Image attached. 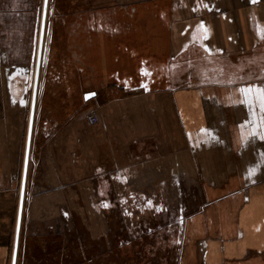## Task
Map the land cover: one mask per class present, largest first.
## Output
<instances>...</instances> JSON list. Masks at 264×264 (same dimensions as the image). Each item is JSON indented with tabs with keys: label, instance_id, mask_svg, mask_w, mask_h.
Listing matches in <instances>:
<instances>
[{
	"label": "crops",
	"instance_id": "0c3cea01",
	"mask_svg": "<svg viewBox=\"0 0 264 264\" xmlns=\"http://www.w3.org/2000/svg\"><path fill=\"white\" fill-rule=\"evenodd\" d=\"M21 1L0 0V87H5L6 103L11 106L18 103L19 107L22 105L24 108L28 96L24 68L29 59L33 60L35 72L34 56L38 47L41 16L9 14L10 4L15 7L22 6L24 1ZM27 1L31 3L30 0ZM150 5V8L154 6ZM155 7L160 9L164 22L160 20L161 29L151 26L150 41L148 30L138 32L133 28V22L137 24L146 20L147 25L149 17V20L156 19L150 13L136 17L140 10L136 6L128 13H101L87 18L90 29L80 34L85 46L83 57L78 60L86 68L79 73L88 71L89 82L94 87L83 93L82 103L86 108L93 106L96 109L99 122L91 127L83 113H68L69 111L64 115L67 122L43 120L40 109L45 91L41 93L40 90L34 141L35 135L41 133L44 139L57 140L58 144L64 141L59 139L60 133L54 136L55 138L51 137L59 131L62 132L61 135H68L64 143L73 142L82 135L89 139V146L95 143L98 151L103 148V158L110 159L116 167L109 171L103 167L96 169L95 179L98 184L96 194L90 196L92 207L98 213L108 212L113 209L112 205L114 208L115 206L113 203L107 204L106 201L117 197L118 207L124 208L123 202H127L126 198L141 197L143 200L148 197L131 187L140 175L146 173L135 162L142 156L145 160L148 159V103L155 107L153 102H159L160 111L163 113L164 103H161L167 102L169 96H172L170 100L182 108L178 113L186 130L189 126H185V118L182 115L185 113L186 101L184 85L191 82L202 87L203 91L201 88L195 90L198 95L207 97V100L204 99L206 101L220 102L224 109L228 107L224 105V98L229 95L227 91L240 89L236 92L240 94L241 102L246 99L253 102L252 111L244 102L247 104L248 113H243L245 121L239 127L235 126L236 142H232L230 146L224 140L219 142L217 137H213L218 132L210 131L212 127L203 123L198 128L190 127V132L187 131L188 148L193 154L229 148L230 151H236L240 157L252 151L253 161L247 165V168L250 166L251 173L246 172L241 177V188L229 186L219 192L218 186L211 183L203 189H196L192 196L195 202L192 204L194 211L191 216L187 215L186 202H181L178 207L167 204V211H161V217L167 216L162 222L166 226L162 229L166 230L168 244H172L175 239V248L180 250V253L187 246L185 241L190 237L193 241L190 245L193 255L196 256L199 252L201 264H264V140L260 139L264 136V112L259 108V98L255 92L247 97L241 92L242 88L252 85L264 86V39L260 36V32L264 30V0H173L171 3ZM171 17L176 19L171 20ZM117 18L121 22L116 21ZM13 19L21 20V28H14L10 24ZM28 21L37 23V32L31 45L25 46L24 38L32 37L31 32L22 27V23ZM171 21L176 23L172 28L169 26ZM122 22H127L128 25L125 29L124 24H119L123 27L119 31L117 24ZM99 25L103 28H98ZM146 27L148 29V25ZM163 30L166 38L164 51L160 46H156L160 37L158 33H163ZM148 47L156 48L154 53L149 52L151 57H148ZM236 54L240 56H234ZM203 61L216 64L230 73L224 76L225 80L222 81L201 66ZM45 84L47 88L49 83ZM70 91L72 90L69 88ZM217 91H224V95L219 96ZM89 93L96 95L85 101L84 97ZM253 103H258V112H254L256 107ZM252 118L256 120L255 123ZM82 120H85L84 125L89 127L84 126L79 131L74 121ZM250 122L256 124V128H249L252 124ZM252 128L256 142L245 139ZM86 134H89L88 138ZM61 146L62 143L56 148ZM72 150L76 152V149ZM91 152L89 149V154ZM90 156L95 159L100 158L101 154ZM32 158V166L38 167L39 162L35 160V155L33 157L32 154ZM111 162L107 164L111 165ZM47 166L50 168L49 177L56 175L54 168L58 163H48ZM173 174H176V186L180 187V175ZM226 182L230 183L228 180ZM198 195L199 198H206V201H198ZM197 201L198 206H195ZM175 215L179 217L177 222ZM1 249L0 247V262L6 255L5 249Z\"/></svg>",
	"mask_w": 264,
	"mask_h": 264
},
{
	"label": "rangeland",
	"instance_id": "374dc122",
	"mask_svg": "<svg viewBox=\"0 0 264 264\" xmlns=\"http://www.w3.org/2000/svg\"><path fill=\"white\" fill-rule=\"evenodd\" d=\"M30 1L35 16L38 13L40 16L44 0ZM172 1L57 0L59 18L56 20V33H52V49L49 47L48 50L50 64L43 69L40 83L41 93L45 91L40 109L43 120L66 121L64 115L66 111H69L68 113H83L87 121L89 114L97 112L93 106L86 108L82 103L83 93L91 90L94 85L89 82L88 71L79 73L86 67L78 61L85 46L80 34L89 31L86 20L91 14L115 15L120 11L128 13L136 6L140 9L136 17L139 14L150 13L157 20H149V17L148 29L146 20L137 22V24L133 22V28L138 32L148 30V41H150L151 26L161 29L160 20L164 22L163 17L160 16V9L155 6ZM150 4L154 6L150 8ZM51 7L52 0L50 10ZM129 8L130 10L127 11ZM175 19L171 17V20ZM50 20L49 14L48 30H50ZM116 21L121 22L119 19ZM174 23L170 22V28L176 25ZM36 24L32 21L23 26L24 30L32 34L31 38L28 36L24 38L25 46L31 45L35 39ZM119 24H124L125 29L128 25L127 22L118 23L119 31L123 29ZM163 31V33H158L160 37L156 46H160L164 51L166 38L165 30ZM50 35L49 33V38ZM137 46L140 47V45ZM148 46H150L149 42ZM155 51V47H148V57H151L150 54ZM32 61L29 59L24 68L28 87L24 108L22 105L19 107L18 103L14 106L6 103L5 87H0V247L1 250L6 251L4 260L0 264L12 263L34 82V62ZM197 65L198 62H196ZM19 73L22 72L19 71ZM47 82L49 84L45 88L44 85ZM251 87L264 88L263 85H252ZM69 88L73 92H69ZM184 88L186 101L184 103L185 113L182 115L185 118V126H189L186 130L183 128L178 113L182 108L170 100L172 96H169L167 100L166 95L167 102L161 103V105L164 103L162 109L164 108L166 113H161L159 102H153L155 107L148 103V159L145 160L142 156L135 162L146 173L140 175L131 187L151 197L154 200L155 209L148 208V197L143 200L141 197L126 198L127 202H123L124 208H117L119 199L113 197L112 203H116L114 206L124 222V225L120 227L117 226L116 221L114 222L111 213L101 211L98 213L93 209L90 198L97 191L96 169L103 167L109 171L116 167L112 165L110 159L103 158V148H100V152L94 145L95 143L89 146V139L82 135L73 142L64 143L68 135H61L62 132L59 131L51 137H56L60 133L59 139L64 140L58 143L60 145L62 143L61 148H56L57 140L44 139L41 133L38 136L35 135L32 154L37 158L35 160L39 162V165L33 167L34 159L32 158L18 264H65L64 260L67 258L64 257L69 253L73 255L80 253L81 264H201L199 252L196 256L193 255V248L190 246L193 241L190 237L185 241L187 246L182 250L183 254L175 248V239L171 244L172 252L165 250L168 246V235L166 230L162 229L166 226L162 222L167 216L161 217L160 210L167 207V204L171 207H178L184 201L188 206L187 215L191 216L194 211L192 204L195 202L192 196L196 189H203L211 183L218 186V191L229 186L230 188H241V177L246 172L251 173V168L250 166L247 168V165L253 161L254 155L252 151H249L240 157L236 151H230L229 148L193 154L188 148L187 131L190 132L189 129L198 128L204 123L212 127L210 131L218 132L217 135H213L214 138L217 137L219 142L224 140L230 146L232 142H236L235 126L239 127L245 121L242 114L248 113V109L247 104L241 102L240 94H236L234 99H238L232 106L224 109L220 102L206 101L207 97L198 95L195 90L201 88L200 90L203 91L202 87L190 82L184 85ZM217 93H220L221 97L224 95V91H217ZM213 96L216 95L213 94ZM257 106L258 103L255 104L254 112H258ZM248 108L252 111L250 107ZM252 120L255 123L256 120L254 118ZM84 123L85 120L84 122L83 120L74 121L79 131L84 126L89 127ZM253 123L249 125V128L252 126L256 128V124ZM254 133V129L251 130L245 139L256 142ZM85 136L88 138L89 134ZM72 149H76V152ZM89 149L92 151L90 154H96V156L101 154V157L92 158ZM110 162L111 165L107 164ZM48 163L52 165L58 163V166L54 168L56 175L49 177ZM173 173L180 175V187L176 186L174 178L176 174ZM227 180L230 183H227ZM196 198L198 201H206V198H199V195ZM198 201L195 206H198ZM74 238L76 244L72 247L71 239ZM68 260H70L69 257Z\"/></svg>",
	"mask_w": 264,
	"mask_h": 264
},
{
	"label": "water",
	"instance_id": "95a60500",
	"mask_svg": "<svg viewBox=\"0 0 264 264\" xmlns=\"http://www.w3.org/2000/svg\"><path fill=\"white\" fill-rule=\"evenodd\" d=\"M50 2L51 0H44L43 9L41 14L39 37H38V47L35 51V72H34V82H33V93H32V102L30 109V117L28 124V134H27V143H26V152L24 159V168L22 176V184L20 191V200L19 208L16 222L15 230V240L13 247V256L11 264H18L19 259V250L22 236V226H23V217L26 203V192L28 185V177L30 173V164L32 160V146L34 140V128H35V118H36V108L38 105L39 93L41 88V76L43 69L49 66L48 60V50H49V30H48V16L50 14ZM95 93L86 94L84 99L89 101L94 97Z\"/></svg>",
	"mask_w": 264,
	"mask_h": 264
},
{
	"label": "trees",
	"instance_id": "16d2710c",
	"mask_svg": "<svg viewBox=\"0 0 264 264\" xmlns=\"http://www.w3.org/2000/svg\"><path fill=\"white\" fill-rule=\"evenodd\" d=\"M21 2H23L21 4L22 6L19 5L17 7H15L14 4L12 5V3H11L10 6H9V14H15V13L16 14H25V15H30L31 17H33L35 14H34V12L32 10L33 8L31 6V3H29L28 1L26 2V0H22ZM54 5L57 6V0H52V7H51V9H53ZM90 5H91V2H90ZM87 9H88V6H87ZM39 14L40 13H38L36 16L37 17H40L41 15L39 16ZM19 22H21V20L18 21L16 19H13V20L10 21V24H12L14 28H21V25H20ZM27 23H31V21L22 23V27L25 26ZM10 27H12V26H10ZM112 199H113V197L109 198L106 201L107 204H109V203L111 204L112 203ZM113 204L116 205V203H113ZM112 208L113 209L109 210L108 212L111 213L114 222L116 221V223H118L117 224L118 227H120L121 225L123 226L124 225V222L122 220L123 218L121 217V214H119V211L116 209V206L114 208L113 205H112ZM117 208H119V207H117ZM68 239H70V237H68ZM71 242H72L71 243V246L74 247V245L76 244L75 243L76 242V239L75 238L74 239H71ZM171 249H172L171 248V244H168V246L166 247L165 250L166 251L168 250V251L172 252ZM68 257H69L70 260H68ZM64 258L65 259L67 258L66 260H64L65 261V264H81L82 263V261H81V254L80 253H77L75 255H73L72 253H69ZM47 260H48V258H47Z\"/></svg>",
	"mask_w": 264,
	"mask_h": 264
},
{
	"label": "flooded vegetation",
	"instance_id": "af4514ba",
	"mask_svg": "<svg viewBox=\"0 0 264 264\" xmlns=\"http://www.w3.org/2000/svg\"><path fill=\"white\" fill-rule=\"evenodd\" d=\"M44 2V1H43ZM134 8V7H133ZM57 6L55 7V5H54V7H53V9H51L50 10V16H51V20H50V30H49V32H50V38H49V47L52 49V46H53V44H52V37H53V34H55L56 33V29H55V27H56V20L59 18V14L57 13ZM87 10V9H86ZM130 10V8L129 9H127V11H129ZM94 14H91L90 16H93ZM55 21V22H54ZM87 22V21H86ZM98 28H103L101 25H99V27ZM53 33V34H52ZM51 57V56H50ZM201 66H204L206 69H208V71L210 72V74L212 75V76H215V77H218L219 79H221L222 81H224L225 80V78H224V76H226L227 74H229L230 72L229 71H227L225 68H222V67H218L216 64H213V63H210V62H202V64H201ZM236 91H238V89L237 90H235V89H233V90H230V91H227L228 92V94L229 95H227V97L225 96V98H224V100H225V103H224V105L226 104V106H231V104H233L234 103V101H237V99L235 100L234 99V97L236 96V94H237V92ZM231 99L233 100V101H231ZM231 103V104H230ZM150 198V199H149ZM115 199H119V198H115ZM118 202H119V200H118ZM153 202H154V200L151 198V197H149L148 196V208L149 209H152V210H154L155 208L153 207ZM134 208H135V206H134ZM166 208L167 207H165V208H163L162 210L163 211H167L166 210ZM162 210H160V213H161V211ZM177 219H179V217H177L176 215H175V221L177 222ZM175 226H174V230H175ZM169 235H170V231H169Z\"/></svg>",
	"mask_w": 264,
	"mask_h": 264
},
{
	"label": "snow or ice",
	"instance_id": "6c2138e0",
	"mask_svg": "<svg viewBox=\"0 0 264 264\" xmlns=\"http://www.w3.org/2000/svg\"><path fill=\"white\" fill-rule=\"evenodd\" d=\"M253 2H255V0H253ZM260 36L262 39H264V30H262L260 32ZM241 92L247 97L250 93L255 92V94L258 96L259 98V108L261 110V112H264V88H253L251 86L246 87V88H242ZM245 103H247L249 105L250 108H252V101L251 100H245ZM261 140H264V136L260 137Z\"/></svg>",
	"mask_w": 264,
	"mask_h": 264
},
{
	"label": "built area",
	"instance_id": "2783aa9c",
	"mask_svg": "<svg viewBox=\"0 0 264 264\" xmlns=\"http://www.w3.org/2000/svg\"><path fill=\"white\" fill-rule=\"evenodd\" d=\"M99 120L96 113H91L87 116V123L89 126L94 127L98 124Z\"/></svg>",
	"mask_w": 264,
	"mask_h": 264
},
{
	"label": "bare ground",
	"instance_id": "6f19581e",
	"mask_svg": "<svg viewBox=\"0 0 264 264\" xmlns=\"http://www.w3.org/2000/svg\"><path fill=\"white\" fill-rule=\"evenodd\" d=\"M37 120V119H36Z\"/></svg>",
	"mask_w": 264,
	"mask_h": 264
}]
</instances>
